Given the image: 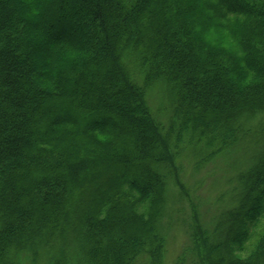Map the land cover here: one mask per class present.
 Here are the masks:
<instances>
[{
    "label": "trees",
    "instance_id": "1",
    "mask_svg": "<svg viewBox=\"0 0 264 264\" xmlns=\"http://www.w3.org/2000/svg\"><path fill=\"white\" fill-rule=\"evenodd\" d=\"M158 85L178 142L232 149L241 117L264 111V0H0V264L36 255L64 218L83 220L88 264L151 244L155 153L172 159L146 101ZM243 181L212 264H264V154Z\"/></svg>",
    "mask_w": 264,
    "mask_h": 264
},
{
    "label": "rangeland",
    "instance_id": "2",
    "mask_svg": "<svg viewBox=\"0 0 264 264\" xmlns=\"http://www.w3.org/2000/svg\"><path fill=\"white\" fill-rule=\"evenodd\" d=\"M76 33L77 29H71V35ZM146 101L153 119L160 125L172 159L171 162L166 160L161 151L155 153L164 186L159 213L156 220L151 221L154 228L151 236L154 238L150 239L151 244H143L141 250L139 247L128 264H212L218 255L214 246L224 240L227 213L235 210L242 198L243 179L257 157L264 154V111L241 117L239 123L243 135L232 149L216 157H205L211 149L204 146L203 141L189 143L184 138L183 142H178L172 96L166 86H153ZM105 180L110 189L109 179L100 177L101 183ZM98 191L99 188L90 192L91 196ZM127 204L131 202L127 201ZM129 207L128 210L132 211ZM139 211L136 212L140 214ZM64 222L66 226L53 231L49 237L44 236L36 255L22 253L16 264H56L58 258L63 260L62 264H88L92 239L87 234L85 239H77L83 220L67 221L64 218ZM129 230L130 227L126 229L127 233ZM48 238L52 240L46 243ZM254 241L256 239L247 248ZM62 252L67 256L71 253V260L65 263ZM208 252L213 256L207 255ZM246 252L234 256L243 258ZM229 256L232 259V255Z\"/></svg>",
    "mask_w": 264,
    "mask_h": 264
}]
</instances>
